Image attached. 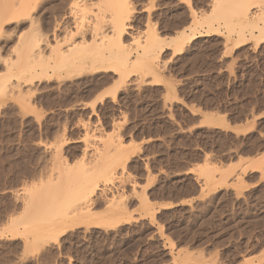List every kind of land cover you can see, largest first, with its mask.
Masks as SVG:
<instances>
[{
  "label": "rangeland",
  "instance_id": "obj_1",
  "mask_svg": "<svg viewBox=\"0 0 264 264\" xmlns=\"http://www.w3.org/2000/svg\"><path fill=\"white\" fill-rule=\"evenodd\" d=\"M102 1L85 7L84 23L113 21ZM247 1L239 14H254L244 21L220 18L212 0H126L119 54L131 64L155 37L169 43L193 27L202 35L182 54L154 47L152 73L133 64L138 72L130 66L127 78L110 70L8 84L0 95V264H264V11ZM24 20L21 29L3 21L0 75L4 60H17L19 36H31ZM114 57L109 63L119 64ZM209 114L216 124L204 122ZM103 160L110 172L89 177L75 211L50 210L45 220L52 195ZM30 198L36 205L26 210Z\"/></svg>",
  "mask_w": 264,
  "mask_h": 264
},
{
  "label": "bare ground",
  "instance_id": "obj_2",
  "mask_svg": "<svg viewBox=\"0 0 264 264\" xmlns=\"http://www.w3.org/2000/svg\"><path fill=\"white\" fill-rule=\"evenodd\" d=\"M8 2H9V0H4V2L1 3V4L5 3L6 6H4L5 11H3V10L0 11V38L4 32L3 31L4 30L3 21L8 20V22H9V20H10L9 23L12 24L13 22H11V21L17 20L16 21L17 29H18V27L21 29L25 25L24 18H28L30 20L31 36H29V37H26V35L19 36V41H18V45H17V56L18 57H16L17 60L14 59L15 62L12 61V63H11V62L6 61V60L3 61L5 74L0 75V95L8 89L7 87H9L11 84L12 85L14 84L12 82V80L17 82V83L15 82L17 88L22 89L23 85H32L33 82H35L37 80L41 81V79L44 80L43 78L53 77V76L57 77V78H60V77L61 78H65V77L72 78L73 76L74 77L80 76L82 74L108 72V71L112 70V71L119 73L121 78H127L128 75H131V71L134 70L133 72H135V74H136V71L137 72H138V70L141 71V69H140L141 67H143V70L145 68H148L146 70H149L148 72H151L150 70H153V68H152L153 66L150 65V62H149L150 59H148V58H150L151 54L155 53L156 48H154V47H159L158 55L163 53L169 47L173 49L174 54H182L185 51L186 46L195 37H197L198 34L202 35V32L198 28L193 27L189 31L181 32L180 34L175 36L169 43H166V42L160 43L162 41L160 39L158 40L155 37V42L153 41L154 39L151 41L149 40V43L150 44L152 43V45H150V47H148L146 45L148 48H144L145 51H143V54H141L137 57L136 61L133 63L134 65H133L130 63L129 57L124 58V57L120 56L121 54H119L120 50L122 49V44H123L122 39H123L124 35H126V33H127V29L125 28L126 26L124 25V20H125L124 15L126 14V11H127L126 0H103L101 2L100 5L104 9V11L111 12L113 14V21L112 22L111 21L103 22L102 20L99 19V17H96L95 20H91V21H88L86 23H84L81 20V17H82V14L84 12L85 7L90 5L92 0H12L14 9L10 10V12H8L9 11ZM246 2H248V1L247 0H212V5L214 4L213 7L215 8V11L218 10L217 11L218 13L223 12V13H219L220 18L223 15L227 16V14L228 15L231 14L232 16L235 15L236 17L243 18L245 21V19L246 20L249 19L248 15H250L249 17H251L254 14V13L252 14L253 10L251 12L250 9L247 10L245 14H239L242 11H245V9H247L244 7L245 5H247ZM187 3L189 6H191V0H187ZM255 5L256 6H254V8L257 9L258 12L264 11V0H258L257 2H255ZM6 8L8 9V11ZM190 11H192L191 12L192 15H194V16L197 15V11H195L192 7H191ZM215 11H214V13H215ZM248 12H251V13H248ZM198 16H199V14H198ZM262 16H263V14H262ZM225 18L230 19V16L229 17L227 16ZM256 18H258V17L256 16ZM243 19H242V21H243ZM226 22H227V27H228L229 20H227ZM204 24H206V26L208 25V27H209V30L207 31L208 33H211V32L215 33V34L218 33V29L212 28V23L205 21ZM109 25L113 29V35L111 38H108V36H107V29H108ZM229 27L232 28L233 26H231V24H230ZM234 31H236V30L234 29ZM60 33L63 35L62 37H61ZM260 34H261L260 41H262V40H264V31L261 30ZM154 36L155 35H153L152 38H154ZM254 37L255 36L252 34L251 38H254ZM7 40H9V38ZM239 40L242 43L244 42V40L242 39V34L239 36ZM260 41H258V42H260ZM6 44H8V41L6 42ZM9 44H10V42H9ZM236 46H239V43ZM84 51L87 52V55H88L87 58H83V56H82ZM112 55L113 56L116 55V57H114L115 60L121 59V60H117L120 62L119 64L117 63L118 66L109 63L110 62L109 60H111ZM153 55H155V54H153ZM0 62H2L1 53H0ZM135 64L138 67L140 66L138 68V70L135 69V68H137V66ZM132 65L134 67L135 66L136 67L134 68ZM130 66H132V68ZM129 67L132 69L131 71H129ZM108 76H110V75H108V74L105 75L104 80H106V78H108ZM125 76H127V77H125ZM156 76L159 77L158 75H156ZM102 78H104V77H102ZM159 79L161 80V78H159ZM159 79H158V81H160ZM104 80H102L101 82H103ZM155 81H157V80H155ZM162 82H163V80H162ZM8 84H10V85H8ZM99 84H100V82H99ZM4 89H6V90H4ZM22 92L23 91H20V93L18 92L16 94L21 97L23 95ZM11 96H12V94H11ZM22 98H25V97L22 96L21 100H22ZM101 99H103V97ZM23 101H24V99H23ZM92 104H91V106H93ZM95 105H96V103L94 104V106ZM207 117H206L207 119H205V121H204L205 123L207 122L209 124H212V123L214 124L215 121H218V119L215 116H211L210 114L207 115ZM91 157H92V155H91ZM96 158L94 161H96ZM105 161H106V158H105ZM105 161L103 160V162L105 163V165H103V166H98V164L93 166V168L94 167L95 168L93 169L94 171H92V169H91V172H90V170H87V168H86L87 171L86 170L79 171L80 170V168H79L78 171L81 173L80 174L76 173L78 175L75 176L74 180L72 179L73 183H69L72 185H76V187L72 186L73 188H67L65 193H63L62 195L59 194L60 192L58 194H56L57 192L54 193L55 195L54 194L52 195L50 193L54 197V198H52L53 203H54L55 199H56V202H55L54 208H52V209L48 208L47 212L49 213L50 210L51 211L55 210L57 212V209L59 208L58 212H60V213L65 212V211L67 212V210H68L67 214H69V209L71 210V208L74 206L75 201H76L73 199L74 198L76 199L77 196L81 195L80 191H83L86 188L88 189L89 177L93 176V177L97 178L98 175L104 176L110 172L111 164L110 163L106 164ZM202 174L204 175V177L207 180V183L209 184L211 182L210 180L212 179L211 178L212 173L210 174V172L208 170H205ZM47 184H46V186H47ZM69 184H67V186H70ZM210 186H214V185H210ZM42 187H44V186H42ZM48 189L51 190L49 185H48V188L45 190H48ZM52 189H53V187H52ZM58 189H54V190L58 191ZM54 190H53V192H55ZM38 193H40V192H38ZM56 195H58V196H56ZM39 196L41 197V194H39ZM45 196H47V195H45ZM55 197H57V198H55ZM49 198H51V197H49ZM30 199H29L28 205L26 206L27 207L26 210L30 207L29 206L30 203H32L34 201V199H31L32 201ZM45 199H43V201H45ZM147 202L148 201L145 200V205H147ZM34 203L31 205V207L36 205V203L35 204ZM78 204H80V203H78ZM147 207H149V206H147ZM36 209H37V211H35V212L40 213V215H41V213H43L42 211H38V208H36ZM41 209H43V208H41ZM72 210H74V209H72ZM72 210L70 213H72ZM44 211L46 212V210H44ZM35 212H33L30 215L31 218H33L32 215L33 216L38 215ZM47 212H46V216L43 215V218H45V220L47 218L50 219L51 215L54 216V214H56V213H52L50 215V213L48 214ZM24 213H25V210H24ZM26 213H27V211H26ZM47 215H49L50 218L47 217ZM61 215H63V217H64L63 213ZM80 216H83V215L80 214L79 217ZM27 220L28 219H26V221ZM40 220L42 221L41 218H40ZM70 220H72V219H70ZM35 221L36 220H34V223H35ZM48 222L50 225V221H48ZM64 222H66V221H64ZM73 222H75V221H72V223ZM66 224H65V226H66ZM51 226L54 227V224ZM51 226H48V230H49V227H51ZM39 228H41V227L39 226ZM52 229L53 228H51V230ZM43 232L45 233V230ZM63 234L64 233L61 234V232H60L59 235L62 236ZM43 238H45V236ZM43 238H41L42 241L45 240V239L43 240ZM58 238H59V236H58ZM49 243H50V241H49ZM263 259L264 258H262V260ZM258 262H261V260ZM252 264H253V262H252ZM257 264H259V263H257Z\"/></svg>",
  "mask_w": 264,
  "mask_h": 264
}]
</instances>
